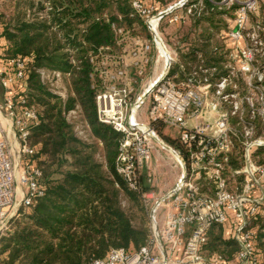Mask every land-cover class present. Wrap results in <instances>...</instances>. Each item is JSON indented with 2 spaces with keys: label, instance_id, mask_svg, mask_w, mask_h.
<instances>
[{
  "label": "built area",
  "instance_id": "1",
  "mask_svg": "<svg viewBox=\"0 0 264 264\" xmlns=\"http://www.w3.org/2000/svg\"><path fill=\"white\" fill-rule=\"evenodd\" d=\"M178 2L180 7L186 0L174 3ZM129 3L149 38L110 23L113 43L87 53L88 79L96 119L119 134L115 171L125 186L139 195L148 216L150 234L138 249L111 248L88 264H256L251 221L261 212L264 179L255 175L257 167L250 159V148L262 141H245L243 166L232 169L244 174L245 184L240 192L229 189L223 169L229 167L232 141L226 112L220 111L219 105L232 103L234 112L237 101L226 91V78L214 83L208 99L206 77L201 84L176 83L168 76L170 62L166 72L147 85L154 67L148 78L144 79V74L153 58L152 49L154 65L157 59L159 22L174 8L162 15L172 4L157 9L155 3L147 0H129ZM252 4L240 6L236 29L230 31V38L240 37L246 12ZM154 16H157L155 22ZM169 20L177 21V16L172 15ZM5 44L0 25V233L21 209H28L45 190L38 165L42 155L38 145L30 140L31 132L39 123L36 108L26 97L31 56H8ZM242 56L246 61L250 59L249 51H243ZM36 72L52 94L61 99L72 94L69 72L46 67H39ZM77 112L81 129L75 124L74 131L86 139L89 125L81 118L79 106L76 104L66 114L70 118ZM208 118H213L211 123L206 122ZM154 123L177 128L178 140L183 145L181 149L172 148L180 158L173 163L177 174L172 187L163 192L145 188L143 184L151 180L143 169L156 150ZM201 182L213 184V194L203 193L198 186ZM215 225L221 226L224 235L235 242L237 249L231 257L218 252L206 254L208 232Z\"/></svg>",
  "mask_w": 264,
  "mask_h": 264
},
{
  "label": "trees",
  "instance_id": "2",
  "mask_svg": "<svg viewBox=\"0 0 264 264\" xmlns=\"http://www.w3.org/2000/svg\"><path fill=\"white\" fill-rule=\"evenodd\" d=\"M12 1L14 11L8 22L0 24L1 36L7 44L6 55L31 56L26 97L35 106L39 123L30 140L42 155L38 165L45 190L34 204L10 220V229L0 237V264H88L111 248L138 249L148 234L146 229L135 227L121 208V192L135 201L143 218L145 211L139 195L130 191L115 171L119 134L96 119L87 58L90 50L113 43L110 23L130 27L138 17L129 0ZM202 5L205 10L200 14L211 13L217 6L211 0H203ZM194 15L195 11L190 16ZM200 20L197 16L195 22ZM205 20L214 23L209 17ZM208 39L191 38L200 44L195 48L187 43L184 59L197 56L194 66L186 67L189 62L180 64L172 57L170 69L181 74L180 81L209 75L202 72L210 69L204 63L209 52L203 43ZM216 62L222 63L217 58ZM39 67L69 72L72 94L65 99L52 94L40 81ZM76 104L91 134L102 143L104 163L93 158L90 146L75 135L74 124L65 118L66 111ZM66 158L71 160L68 168L51 179L45 165L61 166ZM251 226L256 264H264V215L252 219ZM213 227L219 230L206 254L230 245L237 249L221 226Z\"/></svg>",
  "mask_w": 264,
  "mask_h": 264
},
{
  "label": "rangeland",
  "instance_id": "3",
  "mask_svg": "<svg viewBox=\"0 0 264 264\" xmlns=\"http://www.w3.org/2000/svg\"><path fill=\"white\" fill-rule=\"evenodd\" d=\"M177 1L178 0H147V2L156 3L157 9L165 8ZM202 2L203 0H186L184 5L174 8L160 20L158 31L162 41L170 50L171 56L174 57L175 61L180 64L189 62V64L185 65L186 67L194 66L198 63L197 56H191L185 62L184 55L188 53L185 49L188 47L187 43H190V47L195 45V48L198 43L196 44V41L194 42L191 38L194 39L197 36H202L203 38L209 37V39L203 43V47L209 52L205 57L206 60L204 63L210 69L202 71L204 73H209L208 76L180 81L182 79L181 74L178 72L176 73V71L172 72V67L171 69L169 68L168 76L176 83L190 82L193 84H201L203 77H206L209 82L208 99L211 98L214 83L222 77L226 78V91L234 95V99L237 101V108L232 112V103L222 102L219 105V110L226 112L230 139L232 141V147L228 153L229 167L223 169V175L227 179V187L235 192H240L245 184L244 174L242 172L235 173L232 169L243 166V149L245 141L247 140L255 141V143L262 141V144L259 145L256 143V145L250 148V159L257 167L256 177L264 179V0H211V2L217 5L214 10H210L211 13L205 12L204 14H200L204 9ZM251 2H253V4L246 12L245 23L240 32V37L230 38V31L236 29L235 20L237 11L243 4ZM188 9H190V11H188ZM13 11L14 1L0 0L1 25L4 21H9ZM194 11L195 15L190 16ZM172 15L177 16V21L169 20ZM197 16L201 18L199 22H195ZM208 17L213 20L214 23H211L212 21L210 23L207 22L205 19ZM123 26H125L131 34L145 36L146 38L150 36L139 18L132 22L130 27L127 25ZM6 45L7 44H5V47ZM210 51L212 52L210 53ZM243 51H249L250 53V59L247 61L242 56ZM152 55L153 58L146 69L144 79L152 74L153 67V74L155 73L154 61H152L155 57V51L153 49ZM216 58L218 62L223 63V67L222 63L216 64ZM160 68L161 66L158 67V70ZM145 107L146 106H144L143 109H145ZM73 115V117L70 116V118H68L65 113L66 120L71 124H77L79 129H81L79 113L77 112ZM212 119L213 118H208L206 122L211 123ZM190 125L191 121L189 120L188 126ZM153 126L158 137L167 146L173 149H181L183 147L177 137V128L160 123H154ZM75 135L78 137L77 134ZM78 138L84 140L85 145L90 146L93 158L97 162L104 163L102 143L96 139L90 131L86 139ZM153 144L156 150L152 153L151 158L147 161L143 169L144 173L150 174L151 180L143 184L145 188L163 192L171 188L174 184L177 168L173 166L175 160L171 154L167 150L161 148L155 140ZM70 161V158H66L61 166L54 165L50 167L47 163L45 165V170L48 172L51 179L56 178L61 171L68 168ZM262 170L263 173L261 172ZM198 186L203 193L211 195L214 192V185L211 183L201 182ZM255 190L256 193H258L257 189ZM119 200L121 208L127 213L131 223L135 227L146 229L149 236L150 224L146 212V218L141 217L135 201L122 192L119 196ZM260 210V214L264 215V202ZM10 224H8L7 229L0 233V237L5 235L10 229ZM218 230V227H213L208 232L207 245H205L207 251H209V242ZM235 249L234 245H230L223 250L218 248L213 252H220L227 257H231Z\"/></svg>",
  "mask_w": 264,
  "mask_h": 264
},
{
  "label": "bare ground",
  "instance_id": "4",
  "mask_svg": "<svg viewBox=\"0 0 264 264\" xmlns=\"http://www.w3.org/2000/svg\"><path fill=\"white\" fill-rule=\"evenodd\" d=\"M157 19V16H154L152 19L154 22ZM157 41H156V48H157V59L155 61V73L153 76L147 80V85H152L153 81L160 78L165 72L168 67V64L171 62V52L167 48V46L162 41V38L160 34L157 31ZM158 65V66H157ZM161 68L158 70V67ZM155 141L161 146V148L167 150L171 156L174 158V160H179V156L173 151V149L170 146H167L159 137L157 134L154 136Z\"/></svg>",
  "mask_w": 264,
  "mask_h": 264
},
{
  "label": "water",
  "instance_id": "5",
  "mask_svg": "<svg viewBox=\"0 0 264 264\" xmlns=\"http://www.w3.org/2000/svg\"><path fill=\"white\" fill-rule=\"evenodd\" d=\"M181 1V0H180ZM179 5V2L178 3H174L172 5H170L168 8H166L161 14H165L167 12H169L170 10H172L173 8L177 7Z\"/></svg>",
  "mask_w": 264,
  "mask_h": 264
},
{
  "label": "crops",
  "instance_id": "6",
  "mask_svg": "<svg viewBox=\"0 0 264 264\" xmlns=\"http://www.w3.org/2000/svg\"><path fill=\"white\" fill-rule=\"evenodd\" d=\"M156 4V3H155Z\"/></svg>",
  "mask_w": 264,
  "mask_h": 264
}]
</instances>
